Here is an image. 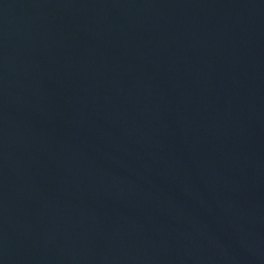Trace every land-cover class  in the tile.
Segmentation results:
<instances>
[{
  "label": "water",
  "instance_id": "water-1",
  "mask_svg": "<svg viewBox=\"0 0 264 264\" xmlns=\"http://www.w3.org/2000/svg\"><path fill=\"white\" fill-rule=\"evenodd\" d=\"M0 264H264V0H0Z\"/></svg>",
  "mask_w": 264,
  "mask_h": 264
}]
</instances>
